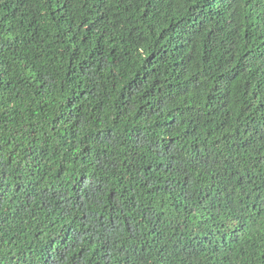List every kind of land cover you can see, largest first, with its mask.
I'll list each match as a JSON object with an SVG mask.
<instances>
[{"label": "trees", "instance_id": "1", "mask_svg": "<svg viewBox=\"0 0 264 264\" xmlns=\"http://www.w3.org/2000/svg\"><path fill=\"white\" fill-rule=\"evenodd\" d=\"M0 264H264V0H0Z\"/></svg>", "mask_w": 264, "mask_h": 264}]
</instances>
